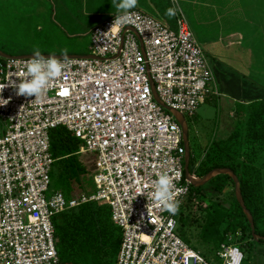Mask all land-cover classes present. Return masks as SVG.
Instances as JSON below:
<instances>
[{
	"label": "built area",
	"instance_id": "1",
	"mask_svg": "<svg viewBox=\"0 0 264 264\" xmlns=\"http://www.w3.org/2000/svg\"><path fill=\"white\" fill-rule=\"evenodd\" d=\"M130 16L94 28L91 58L63 60L53 87L36 98L7 85L24 78L28 59L0 57V99L8 101L0 106V264H61L52 220L89 203L107 205L121 233L116 264H233L231 250L242 253L238 232L204 257L178 236L177 213L150 197L157 174L167 172L179 211L190 186L182 129L153 92L183 117L218 92L176 9L174 29L136 10ZM57 127L82 142L80 153L94 155V193L67 200L49 190V133Z\"/></svg>",
	"mask_w": 264,
	"mask_h": 264
},
{
	"label": "rangeland",
	"instance_id": "2",
	"mask_svg": "<svg viewBox=\"0 0 264 264\" xmlns=\"http://www.w3.org/2000/svg\"><path fill=\"white\" fill-rule=\"evenodd\" d=\"M168 8L176 9L186 21L212 70L218 92L208 97L193 117L184 116L190 155L199 161L212 143L226 142L235 125L233 113L238 104L264 100V95L257 96L252 89L264 93V0H175L174 4L171 0H137L130 11L174 29L175 17L165 15ZM114 14L112 0H0V52L14 57L31 55V49L38 46L43 55H59L60 49L66 50V56L89 55L90 32ZM259 123L263 126L264 118L260 117ZM225 145H232V141ZM253 149L251 160L263 168V217L258 226L264 231V146ZM93 156L82 157L85 173L81 194L95 191ZM189 170L192 172L191 167ZM53 185L50 191L56 190ZM230 199L229 187L217 201L226 207ZM210 204L207 199L190 202L187 211L191 218L181 229L191 247L203 255L212 245L201 242L200 216ZM225 223L226 218L218 229ZM240 250L241 264H264L263 242H249Z\"/></svg>",
	"mask_w": 264,
	"mask_h": 264
},
{
	"label": "trees",
	"instance_id": "3",
	"mask_svg": "<svg viewBox=\"0 0 264 264\" xmlns=\"http://www.w3.org/2000/svg\"><path fill=\"white\" fill-rule=\"evenodd\" d=\"M234 113L235 125L226 142L212 143L199 161L190 155L188 169L195 177L201 178L214 169H229L237 177L240 192L246 209L253 218L254 231L264 238L258 222L263 217L261 184L263 168L256 166L251 160L255 155L254 147L264 146V125L260 126V117L264 118V100L238 104ZM224 143V144H221ZM82 142L65 128L57 127L49 133V151L54 159L50 171V186L54 191L61 192L69 200L81 194V177L84 176L82 157L80 153ZM81 157L77 160V158ZM231 188V199L226 207L218 196H222ZM233 182L226 175H218L201 187L189 186V194L176 215L177 234L182 241L191 246L181 233L191 217L187 206L190 202L207 199L211 202L201 217V242L212 245L206 258L213 255L217 247L225 241L228 235L235 236V241L242 248L255 241L250 234L248 222L234 198ZM226 218L222 230L220 222ZM55 246L61 264H116L121 244V233L112 224L109 209L105 204L89 203L67 210L52 220Z\"/></svg>",
	"mask_w": 264,
	"mask_h": 264
},
{
	"label": "clouds",
	"instance_id": "4",
	"mask_svg": "<svg viewBox=\"0 0 264 264\" xmlns=\"http://www.w3.org/2000/svg\"><path fill=\"white\" fill-rule=\"evenodd\" d=\"M115 8L114 20L111 28L130 22V10L137 6V0H112ZM165 15L172 17L175 15L173 8L165 10ZM96 39H99V34ZM43 50L36 46L31 49V56L25 64L24 78L18 82L7 83L15 90L17 96L39 97L46 90L53 87V82L62 74L65 67L63 60L66 58V50L60 49L59 56L50 52L47 56L42 54ZM5 83L0 89L5 87ZM8 101L0 99V106ZM153 191L150 193L151 199L158 203L170 215H175L179 208V202L175 200L172 192V180L167 172L158 173L153 182ZM233 264H238L242 259V253L238 249H232ZM189 255H194L189 253Z\"/></svg>",
	"mask_w": 264,
	"mask_h": 264
},
{
	"label": "water",
	"instance_id": "5",
	"mask_svg": "<svg viewBox=\"0 0 264 264\" xmlns=\"http://www.w3.org/2000/svg\"><path fill=\"white\" fill-rule=\"evenodd\" d=\"M31 55H23V56H8L3 54L2 52H0V57L4 58V59H28ZM47 56V55H45ZM59 56V55H57ZM91 58L90 56L86 55V56H66L65 59H89ZM64 59V60H65ZM153 98L154 100L162 107L164 108L167 112H169L174 119L176 120V122L179 124V126L182 129V134H183V146L185 149V155H184V162H183V173H184V178L185 180L189 183L190 186L194 187V188H198L203 186L204 184H206L209 180H211L212 178L218 176V175H226L228 176L232 182H233V190H234V198L237 202V204L239 205L240 209L242 210L248 225L250 227V234L253 240L255 241H261L264 243V238L257 236L255 234L254 231V224H253V218L251 216V214L249 213V211L246 209L242 196H241V192H240V185H239V181L237 179V177L233 174V172L229 169L223 168V169H214L212 171H210L208 174H206L205 176L198 178L193 176L188 169V164H189V158H190V150H189V143H188V138H187V125L186 122L184 120V117L179 114L176 111H173L171 109H169L168 107L164 106L157 98L156 94L153 92Z\"/></svg>",
	"mask_w": 264,
	"mask_h": 264
},
{
	"label": "crops",
	"instance_id": "6",
	"mask_svg": "<svg viewBox=\"0 0 264 264\" xmlns=\"http://www.w3.org/2000/svg\"><path fill=\"white\" fill-rule=\"evenodd\" d=\"M21 56H23V55H21ZM253 89V91H256L257 92V96H263L264 95V93L262 92V91H260L258 88H256V87H253L252 88ZM259 92V93H258ZM235 113V112H234ZM233 113V114H234ZM233 114H230V115H232V117H233Z\"/></svg>",
	"mask_w": 264,
	"mask_h": 264
},
{
	"label": "snow or ice",
	"instance_id": "7",
	"mask_svg": "<svg viewBox=\"0 0 264 264\" xmlns=\"http://www.w3.org/2000/svg\"><path fill=\"white\" fill-rule=\"evenodd\" d=\"M61 94H66V92H62Z\"/></svg>",
	"mask_w": 264,
	"mask_h": 264
}]
</instances>
